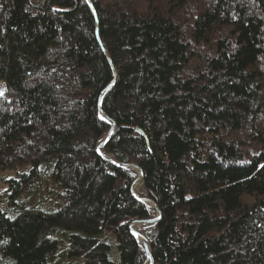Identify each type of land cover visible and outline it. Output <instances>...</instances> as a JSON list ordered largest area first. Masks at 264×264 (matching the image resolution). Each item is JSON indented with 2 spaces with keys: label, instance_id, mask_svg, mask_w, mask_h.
Segmentation results:
<instances>
[{
  "label": "trees",
  "instance_id": "16d2710c",
  "mask_svg": "<svg viewBox=\"0 0 264 264\" xmlns=\"http://www.w3.org/2000/svg\"><path fill=\"white\" fill-rule=\"evenodd\" d=\"M90 1L0 0V264H145L123 163L154 264H264V0Z\"/></svg>",
  "mask_w": 264,
  "mask_h": 264
},
{
  "label": "water",
  "instance_id": "95a60500",
  "mask_svg": "<svg viewBox=\"0 0 264 264\" xmlns=\"http://www.w3.org/2000/svg\"><path fill=\"white\" fill-rule=\"evenodd\" d=\"M88 2H89V5L92 7V9L94 10V12H95V9H94V7H93V4H92V2L90 1V0H88ZM118 77V74L116 73V78ZM101 102L102 101H100V104H101ZM101 115H102V117H104L105 119H107V120H110L109 119V117L105 114V113H103L102 111H101ZM111 121V123H112V129L110 130V132L106 135V137H105V139H104V141L99 145V147H98V151H99V153L102 155V152H101V150L104 148V146L108 143V141L110 140V138H111V136H112V133H113V130H114V128H115V126H116V124H115V122L114 121H112V120H110ZM119 166H121V167H124V168H127V169H138L139 171H140V176H141V179L143 180V171H142V169L139 167V166H137V165H135V164H118ZM135 183H136V180L134 181V183H133V185H132V191H133V186L135 185ZM133 193H134V191H133ZM134 195L136 196V194L134 193ZM136 198L138 199V200H140L141 202H143V203H145V204H148V201H151V200H149V199H141V198H139L138 196H136ZM153 202V201H152ZM154 203V208H155V210L157 211V216L155 217V218H152V219H148V220H145V221H140V223H143V224H148V225H155V224H157L159 221H160V218H161V213H160V210H159V208L157 207V205L155 204V202H153ZM132 231H133V233L135 234V236L137 237V234L135 233V231H134V229L132 228ZM140 242L142 243V245H143V247H144V249H145V252H146V255H147V258L149 259V261H150V264H154V259H153V257H152V251H151V246H150V243H149V241L147 240V238L145 237V239H144V241H141L140 240Z\"/></svg>",
  "mask_w": 264,
  "mask_h": 264
},
{
  "label": "rangeland",
  "instance_id": "374dc122",
  "mask_svg": "<svg viewBox=\"0 0 264 264\" xmlns=\"http://www.w3.org/2000/svg\"><path fill=\"white\" fill-rule=\"evenodd\" d=\"M4 91H5V86L3 85V83L2 82H0V93H4ZM2 95H0V97H1ZM42 169V168H41ZM16 172H6V173H2L1 174V178H0V206H3L4 205V203L6 202V198H7V196H6V194H7V189H8V185L5 183V181L4 180H8V179H11V178H16ZM140 184V183H139ZM141 185H142V187H143V183H141ZM41 187H38L37 189H34L31 193H33L34 194V196L36 195V194H38L39 193V195H40V193H41ZM137 189V188H136ZM30 193V194H31ZM38 195V196H39ZM136 196H138L139 198H141V199H144L146 196H145V193H144V190H143V188L140 190V192H138V194H136ZM28 198H30L29 197V194H25L24 195V200H28ZM18 203V205H22V199H21V204L19 203V202H17ZM53 206V205H52ZM51 206V207H52ZM50 207V208H51ZM154 208V207H153ZM154 210H155V208H154ZM156 211V210H155ZM158 214H156V216H157ZM155 216V217H156ZM155 217H153V218H155ZM149 225L148 224H141V223H138V222H134L133 224H132V228L134 229H136V231L137 232H139V234L141 233L144 237H145V234H144V231H145V228L146 227H148ZM139 239V238H138Z\"/></svg>",
  "mask_w": 264,
  "mask_h": 264
},
{
  "label": "bare ground",
  "instance_id": "6f19581e",
  "mask_svg": "<svg viewBox=\"0 0 264 264\" xmlns=\"http://www.w3.org/2000/svg\"><path fill=\"white\" fill-rule=\"evenodd\" d=\"M132 170L136 171V172L138 173V175H139V178H136V183H135V185L133 186V191H134V193H135V194H138V192H140V190L143 188L142 185H141V183H143V180L141 179L140 171H139L138 169H132ZM139 183H140V184H139ZM136 188H137V189H136ZM148 205L151 206V207H154V203H153L152 201H148ZM138 223H140V222H138ZM141 224H143V223H141ZM149 226H150V225H149ZM134 231H135V233L137 234V238H139V240H141V241H144L145 237L142 236L141 234H139V233L136 231L135 228H134ZM145 264H150V261H149L148 258H147Z\"/></svg>",
  "mask_w": 264,
  "mask_h": 264
},
{
  "label": "snow or ice",
  "instance_id": "6c2138e0",
  "mask_svg": "<svg viewBox=\"0 0 264 264\" xmlns=\"http://www.w3.org/2000/svg\"><path fill=\"white\" fill-rule=\"evenodd\" d=\"M0 95H2V93H0ZM101 119H104V117H101Z\"/></svg>",
  "mask_w": 264,
  "mask_h": 264
}]
</instances>
